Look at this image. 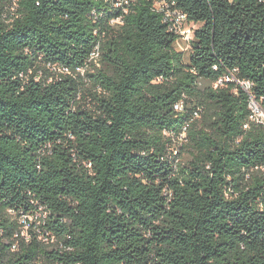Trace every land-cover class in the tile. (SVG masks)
Masks as SVG:
<instances>
[{"label": "trees", "instance_id": "16d2710c", "mask_svg": "<svg viewBox=\"0 0 264 264\" xmlns=\"http://www.w3.org/2000/svg\"><path fill=\"white\" fill-rule=\"evenodd\" d=\"M118 1L0 0V264H264V0Z\"/></svg>", "mask_w": 264, "mask_h": 264}, {"label": "built area", "instance_id": "2783aa9c", "mask_svg": "<svg viewBox=\"0 0 264 264\" xmlns=\"http://www.w3.org/2000/svg\"><path fill=\"white\" fill-rule=\"evenodd\" d=\"M137 0H119L118 3L115 4L116 8L122 9L125 13H127L128 8L134 4ZM153 9L154 11L162 14L163 22L169 26L170 31L175 33L177 36L176 40V49L179 52L187 53L192 48V41L194 40L195 31L197 29H193L192 26L194 22L189 21L188 16L182 12L181 10L177 9L176 6L172 3H170L168 0H153ZM120 21H112V24L119 23ZM95 60H97L98 55H94L93 57ZM63 71V70H62ZM68 71V70H64ZM230 81L236 83L238 86H240L244 91L250 93L252 89L251 82L247 80H238L234 74L230 77H224L223 79L219 80L216 84V87L219 85H223L224 82ZM250 109H251V115H250V121L254 123H261L257 117V114L259 113V105L255 102L254 99L251 100L250 103ZM177 111H183L184 106L183 103L176 106ZM199 113H195L194 117H199ZM188 125L184 128V133L181 135V140L186 141V131H187ZM245 128H249V124L245 126Z\"/></svg>", "mask_w": 264, "mask_h": 264}, {"label": "rangeland", "instance_id": "374dc122", "mask_svg": "<svg viewBox=\"0 0 264 264\" xmlns=\"http://www.w3.org/2000/svg\"><path fill=\"white\" fill-rule=\"evenodd\" d=\"M5 21L7 24H9L11 22V20H8V18H5ZM192 28L195 30V29H198L199 28V25L194 23ZM191 54V52H187L185 53V60L188 61L189 59V55ZM96 67H97V70L98 69H103L102 65H100L99 63L96 64ZM97 70L93 69V68H89L88 70H80L78 71L77 73H71L69 71H62V70H58L57 72L54 71V73H57V74H62V75H70L71 77H74L76 78L77 80H79L81 83H82V87L85 89V90H91V91H95V89L93 88V85L91 83L92 79L91 77H88L87 74H95L97 72ZM36 80H39L41 78H43L42 74H39L37 75L36 77ZM202 86H204L205 84H201ZM82 103H86V105L88 107H92L91 105V102L90 100H88V97L85 98L84 101H82ZM260 107V106H259ZM257 117L260 121L263 122V125H264V111L262 110V108L260 107L259 109V113L257 114ZM195 121L199 124V127H203L204 124L202 122V116L199 115V117H196L195 118ZM168 136V135H167ZM169 137V136H168ZM173 142H172V145L171 147H169V154L168 156L171 157V154H173V157L172 160L174 161V166L177 168L179 166H183L185 165L189 160H190V155L186 152V151H182L180 150V152H175V149H178L181 147V145L183 143H185L183 140H181V138L177 139V138H173L172 139ZM43 217V218H42ZM44 216H41V215H37L35 217H27L26 219H22V223H25L24 221H28L29 223H32L34 225H40L42 223V221L44 220ZM29 227H26L23 231V235L26 236L27 235V232L29 231ZM43 239V238H42ZM44 241V244L46 245H50L49 246V249H56L57 246H53L52 242L53 241H49V239H45L43 240Z\"/></svg>", "mask_w": 264, "mask_h": 264}]
</instances>
